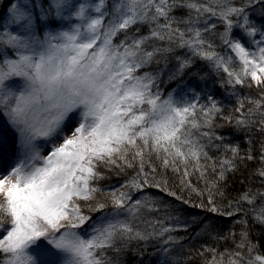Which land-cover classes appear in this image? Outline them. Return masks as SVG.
<instances>
[{"label":"snow or ice","instance_id":"obj_1","mask_svg":"<svg viewBox=\"0 0 264 264\" xmlns=\"http://www.w3.org/2000/svg\"><path fill=\"white\" fill-rule=\"evenodd\" d=\"M253 11L259 12V21L253 20ZM211 18L223 24L222 32ZM258 34L256 50L250 51L244 40ZM212 36H218L223 52ZM177 48L190 55L175 57L170 82L181 80L198 58L226 74L228 85L257 88L258 99L246 98L253 107L244 112L245 101L239 100L234 111L240 116L234 118L223 116L211 96L207 105L198 99L181 103L171 93L163 96V70L140 73L167 62ZM76 114L77 126L64 135ZM0 115L19 133L22 155L0 178V264H123L120 255L132 241L153 235L134 221L144 210L158 211L154 199L133 200L131 192L156 187L175 195L166 181L155 179L153 157L165 169H183L185 184L193 172L205 179L209 167L216 171L215 162L206 163L212 158L203 140L223 139L214 130L218 115L228 124L234 119L237 130L264 134V0H2ZM38 139L53 143L47 156L37 149ZM225 148L232 158L220 160L211 188L235 170L237 157L255 159L251 149L239 156L238 147ZM260 162L257 175L264 178V141ZM101 169L117 175L136 171L102 201L96 183L105 179ZM185 186L191 187L190 182ZM257 196L264 200V192H247L240 200L255 205ZM81 202L89 212L112 208L87 238L76 231L91 220ZM208 203V210L220 215L241 210L222 212L211 189ZM251 211L264 224V205ZM121 213H126L123 219ZM169 231L161 227L155 235ZM211 251L208 264H225V256L227 264H264V253L257 251L247 229L235 251L226 250L219 259Z\"/></svg>","mask_w":264,"mask_h":264},{"label":"trees","instance_id":"obj_2","mask_svg":"<svg viewBox=\"0 0 264 264\" xmlns=\"http://www.w3.org/2000/svg\"><path fill=\"white\" fill-rule=\"evenodd\" d=\"M176 15H183V13H177ZM251 16L254 21L260 19L258 11ZM210 22L217 25L219 32L223 31L224 26L219 20L211 18ZM257 27H259V24H257ZM147 31V27H142L141 32L147 33ZM233 35L240 38L241 34L239 30H234ZM120 38L122 39V37ZM210 38L218 45L217 51L223 52V47L219 46L218 36ZM251 41L252 38H247L244 43L247 44ZM228 51L230 52V50ZM186 55H190L187 49L177 48L175 53L169 56L167 62L153 63L146 69L154 73L162 69V77L168 79V73L172 72L177 66L175 57L180 56L183 58ZM186 77H188L187 83L192 88L190 89L185 84H179L187 88L188 94L184 102L198 99L199 104L207 105L209 103L208 97L211 96L222 110L223 116L232 114L234 118L238 117L240 113H236L234 109L238 106L239 100L245 101V107L242 111L246 112L248 108L253 107L252 104L247 103L246 98H259L257 88H249L247 85L243 87L228 85L226 74L215 71L206 61L198 58H194L192 67L185 72L181 80L170 82L168 79V82L173 85ZM171 89L172 87L167 89L166 92ZM215 124V132L221 134L223 139H213L209 144L205 138L203 143L207 145L205 151L212 158L206 163L211 165L215 162L217 164L216 171L213 172L212 168L209 167L205 179L200 178L199 172H193L185 178V184L190 182L191 187L181 183L183 169L179 173L174 172L171 168L165 169L161 166L159 160H156L155 157L152 158V164L156 168L155 179L166 181L167 189L175 195H168L166 191H161L156 187H146L141 192H131L133 200L144 199L145 196L154 199L157 202L158 211L147 212V210H144L142 218L136 220L135 226L139 230L146 234L153 233V235L146 241H132L127 250L120 255L123 264H149L153 256L155 257L153 262L158 263L157 256L160 253L166 254V258L170 257L167 264H208L213 257L211 249L216 250L218 259L219 254L225 253L226 250L235 251L236 244L240 240V234L244 229H247L249 239L256 245L257 251L264 253V224L258 223L251 211L253 208L258 210L264 205V200L257 196L255 205H249L246 201L240 200L244 193L264 192V178L257 175V170L262 167L260 147L261 142L264 141V134L255 130L251 133L237 130L234 126V119L232 124H228L219 115L216 117ZM249 140H251V143H249ZM225 145L238 147L239 156H245L251 149L255 159L249 161L237 157L235 159V170L227 172L225 178L218 181L217 187L211 188V182L217 180L220 171V160L232 158L233 155L231 151L226 150ZM202 163L205 162L202 161ZM101 171L104 173L105 179L98 181V183L100 182L99 188L103 190L100 192L103 201L107 199L105 193L125 184L129 178L135 175L136 170L126 169L125 173L119 175L115 171L109 172L105 169H101ZM146 171L150 173L149 178L151 179V169L146 167ZM210 189L215 205L222 212L235 211L237 207L241 210L233 216L220 215L209 211ZM177 197H180V199H177ZM184 201H188V203H184ZM237 201H239V205ZM198 205H204V207H198ZM243 221H247V224ZM161 227L170 228L171 231L166 232L163 236L155 235ZM169 237L172 238L170 241ZM164 249H167V251H164ZM109 255L114 254L109 252ZM225 264H227V256H225Z\"/></svg>","mask_w":264,"mask_h":264},{"label":"rangeland","instance_id":"obj_3","mask_svg":"<svg viewBox=\"0 0 264 264\" xmlns=\"http://www.w3.org/2000/svg\"><path fill=\"white\" fill-rule=\"evenodd\" d=\"M2 2V0H0ZM6 6V4L4 5ZM256 11H253L250 13V15L254 14ZM142 31V28H141ZM253 39H259V34L257 35L256 38H252V41L247 43L246 46L250 51H255L256 50V44L253 42ZM143 71H148L147 69L141 70V73ZM161 79L164 81L163 83L160 84V90L163 96H167L169 93L173 94L174 98L177 99L179 102L183 103L186 100V95L187 93V88L183 85H180V88H177V84H185L188 85V87L191 89L192 86L187 83L188 77L183 79L182 81H178L171 85V83L168 82V79L161 77ZM168 92L167 89L171 88ZM180 89H183L182 91ZM193 90V89H192ZM79 120L78 114L74 115L72 120L68 122L67 126L65 127V133L64 135L70 134V129H73L75 126H77ZM19 133L13 128L7 121V117L0 115V178H2L3 174H6L7 171L10 170L11 167L15 166V164L18 162L19 159L22 158L21 152L19 151ZM62 142V138L58 139L55 141V143H60ZM35 145L37 149L39 150L41 156H47L48 153L51 151L53 147V143L49 142L44 139H38L35 141ZM97 183V186L99 187V183ZM102 189V188H101ZM97 199L102 200L103 197L100 193L97 194ZM83 205V211L84 214L91 216L95 213L93 217H91V220L86 223L82 228L77 229L82 236L85 238L88 237V235L91 234V228L96 225L98 220L105 216L109 215L112 212V208L105 209L103 212H89L87 209V204L85 202H81ZM126 213H121V218L123 219L125 217ZM136 224V221H134ZM8 227V226H7ZM47 247H51L45 244ZM54 251V250H53ZM166 254L160 253V255L157 256V262L159 264H167V261L169 260L170 257L166 258ZM154 256L152 257V260L150 261L149 264H158L154 261ZM45 260L51 259L50 257H43Z\"/></svg>","mask_w":264,"mask_h":264}]
</instances>
